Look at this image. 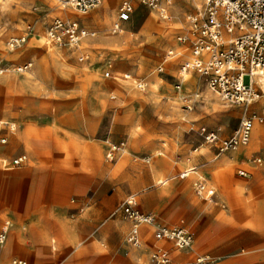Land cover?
<instances>
[{
  "label": "rangeland",
  "instance_id": "374dc122",
  "mask_svg": "<svg viewBox=\"0 0 264 264\" xmlns=\"http://www.w3.org/2000/svg\"><path fill=\"white\" fill-rule=\"evenodd\" d=\"M67 2L68 0H0V63L7 67H16L29 60L33 64L32 70L25 74L10 70L0 76V123H15L17 134L28 126L56 123V127L51 128L52 131L44 132L41 136L42 140L49 143L48 151L32 159L30 154H6L13 143L8 137L9 126L0 127V137L7 139L4 145L5 155L2 157L13 160L26 158L21 168L8 173L0 164V173L5 172L16 179L15 187L0 185V210H5L4 199L17 193V210L22 213L23 205L20 203L24 198L23 188L28 186L35 189L27 198L31 201L29 208L32 212L29 213L33 215L35 207L42 205L49 195L47 185L50 178L48 179L46 173L60 160L56 162L59 163L58 172H63L64 169L75 171V174L64 180L63 185L75 191L80 188L85 190L82 194L76 193L74 197L71 194L68 199V205L71 207L67 208V213L62 219L66 222L79 221L78 232L93 235L101 246V254L107 252L110 246L116 250L124 247L133 251L150 249L152 254L155 250L153 246L162 242L155 239V227L152 226V232L140 247L127 243L130 228L128 231L126 222L131 221L124 212L123 203L133 194H137L133 196L136 197L137 209L140 212H152L162 224L185 226L195 238L193 227L186 221L189 215L184 217L183 210L171 206L154 208L149 193L158 187L167 191L175 189L176 185L186 184L192 189V194L201 203L209 205L212 211L230 210L239 205L234 197L236 182L237 186H243L245 183L254 182V173L261 175V168L250 171L247 165L256 157L264 158V144L253 145L257 138L264 136V132L255 136V128L264 130V124L254 127L247 145L243 144L237 151L230 152V155L236 153V157L245 153L241 157L245 164L234 167H216L218 162H212L216 145L206 144L195 132L190 131L192 125L196 128L204 126L220 129L223 131L222 138L227 139L240 127L246 113L244 105L225 102L210 92L199 75L188 74L184 80L180 78V65L186 60L184 56H187L188 60L190 58L188 54H184L185 49L180 47L178 38L188 32L187 16L196 13L197 8L204 7V1L199 0L201 7H197L193 0H172V4L177 5L178 9L172 4L167 6L168 15L171 17L169 21L159 12H156L158 15L154 14V10L136 0L132 20L122 32L124 34L120 35L116 32L117 28L112 29L116 33L109 31L115 14L117 19V5L114 0L110 8H107L108 0H104L97 8L84 15L74 11ZM62 7L67 10L66 13L58 12ZM55 19L76 21L82 28L91 32L90 37L81 41L80 51L66 44L64 48H59L67 51L66 56L60 57L50 53L48 47L55 45L48 37V27ZM92 19L98 24L91 23ZM101 20L102 22H99ZM180 20L182 23H179ZM143 24L146 26L145 31L142 30ZM168 24L174 28L161 31L171 37L167 44H163L158 40L160 32H157L156 27ZM28 26L31 27V33L27 34L26 42L15 49V53L10 54L9 51L12 50L9 49L8 41L12 37L23 35ZM30 34H33L32 40L28 38ZM44 36L48 37L49 41ZM85 43H89L88 47ZM54 48L58 50V47ZM172 50L176 54L174 57L169 55ZM182 54L184 56L179 57ZM162 63L166 64L163 74L157 71V67ZM170 63H174L175 67L170 69ZM121 66L125 71L117 72L116 68ZM106 72L111 73L110 77H105ZM124 75H130L132 79H126ZM151 77L155 78L156 87L149 83ZM133 78L143 79L145 90L139 89ZM118 81L125 82L122 91L119 90ZM179 84L182 90L177 92L176 86ZM207 92L212 93L214 97L211 99L227 110L215 109L216 107L211 105V99L207 98ZM193 94H199V99L189 111L184 108L183 99ZM262 107L264 98L261 104L254 107L259 109H249L248 113L258 115L262 112ZM95 109L99 111H94ZM88 130H95V133L88 136ZM39 135L37 134L35 141H41ZM23 136L27 140L30 138L26 130ZM89 137L105 142L103 156L101 159L91 160V165L96 170L103 165L113 169L109 185L99 180L94 181L87 170H77L82 159L81 144ZM111 145L119 146L120 150L113 161H108L106 155ZM196 148L198 151L194 152ZM159 157H164L165 162L153 169ZM122 161L125 164L119 170ZM36 163H42V169L39 170L41 175L36 177L34 183L35 178H27V174L30 166ZM191 166L201 167L200 170L204 173L201 174V171L196 169L199 177L181 180L184 169ZM153 170L156 171L155 174ZM240 170L248 172L245 178L247 180L240 178ZM157 181V184L161 185L158 186ZM201 181L215 191L212 198L205 200L203 195L197 193V185ZM261 181V186L264 187V179ZM55 185H59V181ZM120 185L125 187L122 194L118 192L121 191ZM65 193L61 191L52 195L50 203L56 209L63 207ZM79 205L84 207V212L78 210ZM145 209L150 212H145ZM0 219L9 220L11 227H15L13 217L3 214ZM57 221V218H53L52 223H49V232L53 234V238L58 232ZM123 224L125 228L122 229L120 225ZM118 227L122 229L123 239L119 236L114 240L113 233ZM80 244L76 245L80 246L78 257L73 254L59 255L51 257L52 263L61 264L67 259H73L79 260L80 264H104L103 256L97 254L94 259L85 256L84 245ZM191 250H196L194 242ZM15 257L24 258L21 254H14L4 264H8ZM194 257L195 253L187 263Z\"/></svg>",
  "mask_w": 264,
  "mask_h": 264
},
{
  "label": "crops",
  "instance_id": "0c3cea01",
  "mask_svg": "<svg viewBox=\"0 0 264 264\" xmlns=\"http://www.w3.org/2000/svg\"><path fill=\"white\" fill-rule=\"evenodd\" d=\"M131 1L134 6V11L131 16V20H132V17L135 13L136 0H131ZM103 2L104 0H102V3ZM114 3H116L117 5L116 13L118 15L122 0H116V2L114 0ZM115 16L113 17L109 28V31L111 33L114 32L112 31V29L115 28V25L117 23V19L115 18ZM131 20L127 23H123V25L121 26L122 28L121 31L119 32L116 31L118 35L124 34L122 32L125 31V28H127V25L130 24ZM99 22H102V20ZM91 23L98 24V22L93 21V19ZM142 30L143 31L146 30V26L144 24L142 26ZM32 36L33 34H30L28 38L32 40L33 39L31 38ZM81 44H79L78 46H72V48L80 51ZM180 47L185 49V47L182 46L181 44ZM184 54H188L190 56V54L186 51L184 52ZM181 56L184 55L183 54L179 55V57ZM189 56L188 58H190L189 60H191V56L190 57ZM184 57H186L185 58L186 60L184 61H187L188 60L187 56ZM27 62L30 61L28 60L24 63ZM169 67L170 69H172L175 67V64L170 63ZM193 74L198 75L197 73L194 72L190 73V75ZM135 79L133 78V80ZM137 80L143 81V79H137ZM114 99H116V97H114ZM261 102L262 99L253 103L250 106V109L254 108L255 105L261 104ZM254 109H259V108H254ZM262 109L264 110V107H262ZM94 111H99V109H95ZM103 116L104 115H101V117ZM49 124L50 125H45V126L44 125L43 126L36 125L35 127L31 126V128L33 129L31 133L32 135H30L29 140H27L23 136V132L27 127H25L20 134H17L16 131L17 127L15 123L13 122L0 123V127L14 125L15 130L13 131L14 132L16 131L14 133L13 131L10 130L9 127L10 131L8 132V137L11 138L13 145L6 151V154H10V155L30 154L31 159L37 157L38 155H43L44 152L48 151L49 143L47 140L45 141L42 140L41 136L42 134H44V132L52 131L51 128L56 127L55 122L53 123L51 122ZM257 125H262V124L256 123L255 126ZM208 129H212V128H208ZM216 130L219 131V136L221 139H226V138H222L221 134L223 131H221L220 129H216ZM93 133H95V130L94 131L88 130L87 132L88 136ZM104 133L105 132L103 131V134ZM37 134H40L38 137H40L41 141H35ZM0 138H5V137H0ZM198 138L202 139L199 136ZM92 140L93 139L90 137L89 139L83 140L84 143L81 144L82 159L78 163L79 166L77 167L78 168L77 170H87L89 175L92 176V179L94 181L99 180L104 182V184L106 182V184L109 185L111 182L113 169L110 170L109 168L103 165V167L96 170L91 165V160L101 159V157L103 156L105 142L103 140L102 141H95V140L92 141ZM262 143L264 144V136L260 137L259 139L257 138L254 141L253 145L255 146ZM4 145H0V164L2 166V169L8 173V171H13L21 168L24 165V163L22 166L13 169L5 166L4 163H9L13 159H7L2 157V155H5ZM197 151L198 148L194 150V152ZM244 154H241L238 157H236V153L230 155V152L225 154H219L217 147L216 152L213 153L212 162H218L216 167H222V166L234 167L236 165L245 164L241 160V157H243ZM256 159H261V164H257L255 162ZM56 162H60V160ZM56 162L53 164L51 168L48 169L46 173L48 179L50 178L49 184L47 185V190L49 191V195H47V200L42 205L35 207L36 209L33 215L29 213L32 212L29 208L30 206L29 203L31 201L27 199L32 195L31 194L32 191H35V189H33L32 187L29 188L28 186H26L25 189L23 188L24 192L22 195L24 198L21 199L22 201L20 203V205H23L22 213H19L17 210V204L19 203V201L16 199L17 193L15 195L14 194H12L11 196L9 195L6 200L4 199L5 210L3 211L0 210V216L5 214L13 217L15 220V227H13L12 225L7 237V242L4 245H0V264H4L7 261V259L14 254H21L24 258L15 257L13 259L26 260L29 264H54V262L52 263L51 261V257H56L59 255L72 256V254L73 256L78 257L80 255L79 254L80 246L78 247L76 246L78 243H81L80 245L82 244L84 245L83 250L85 251V256L86 255L89 256V259H94L97 254L100 257L103 256L104 264H154L151 260V253L149 251L150 249L133 251L128 247H124V248H120L119 250H116L109 244L110 248L108 249V251L105 252L104 254H101L100 253L101 246H99V243L96 241V238L93 235H89V234L83 235L82 233L78 232L79 221L66 222L62 219L63 216L67 213V208L71 207V205H68V199L70 198L71 194L74 197L76 193L82 194L83 191L85 190L80 188L75 191L70 189L68 186L63 185L64 180L69 176L73 175V173L75 174V171H73L72 169H64L62 170L63 172H58L57 164L59 163ZM164 162H165V158L159 157L153 169H156V167H160L161 165L164 164ZM36 164L30 166L27 174V178L31 176L35 178L33 180L34 183L36 181V177L38 175H41L40 174L41 171L39 172V170L42 169V165H41L42 163H38L37 165ZM247 167L250 171H257L256 170L257 168H261L262 169L260 171L261 175L259 176V178H257L258 175L254 173L255 174L254 182L250 184L245 183L243 186H239V185L237 186V182H236L234 197L236 198L237 203H239V205L238 207H235L230 210L222 209V210L212 211V208L209 207V205L205 203H201L200 200L192 194V189L188 188L186 184L176 185L174 187L175 189L172 190L168 189L167 191H162L160 190L161 187H158L155 190L151 191V193L149 194L151 201L154 203V208L159 209L164 206L166 207L171 206L174 209L183 210L182 214L184 217L189 215L187 216L186 221L189 225L193 227V231L195 232L194 247L196 250H191L192 247L189 250H178L173 246V243H171L170 241H162L161 243L159 242L153 246V249L154 248L156 249V247L158 246L164 247L168 251L169 257L172 261L171 264H188L187 261L192 258L194 253H195V257L189 264H191L198 256H204V255L213 257L216 260V264H264V187L261 186L262 185L261 180L264 179V158L263 157L254 158L253 162L251 161V164H248ZM189 168H194L197 170L199 169V171H201V174L204 173L203 170H200L201 167L191 166ZM187 169H184V171ZM154 171L155 170L152 171L153 174L156 173V171L155 172ZM5 172L0 173V185L5 186L4 184H7L10 187L12 186L15 187L16 179H13V177H10ZM251 174L254 175L252 172ZM239 175L241 179L247 180L245 178L248 176V172L245 170H240ZM187 178H183L181 180H185ZM27 181L29 182V180ZM57 181H59V185H55ZM158 181L156 182V184L158 183ZM159 185H161V183H159ZM119 189L121 191L118 192L122 194L125 190V187H122L120 185ZM61 191L66 192L64 194L65 203L62 208L58 207L57 210L55 206L52 205V203H50V199L55 192L60 193ZM133 195H137V194H133ZM254 205H255V210H254ZM74 206L76 207L77 205ZM136 207H137V200H136ZM78 210L80 212H84V207L82 205H79ZM145 212H150V211L145 209ZM20 214L23 216V219H21ZM151 214L153 215L152 212ZM53 218H57L58 220L57 221L58 232H56L55 235L56 239L53 238L52 236L53 234L49 232V223H52ZM7 221L9 220L0 219V230ZM126 223H127L126 226H128V231H129V228L131 227V223L128 221ZM157 224L166 227L179 226L185 228V226L182 225L162 224L158 222V220H157ZM92 226H94L93 223ZM120 226H121L120 228L122 229L123 227L125 228V224ZM122 229H119L118 227V229L114 230L116 232L113 233L114 238L112 239L117 240L119 236H122L121 235ZM151 232H152V226L150 225L141 226L140 235L142 242L148 239V236L150 235ZM153 232L155 234L154 229ZM120 238L123 239V236ZM61 264H80V262L79 260L74 261L73 259H67L65 262Z\"/></svg>",
  "mask_w": 264,
  "mask_h": 264
},
{
  "label": "built area",
  "instance_id": "2783aa9c",
  "mask_svg": "<svg viewBox=\"0 0 264 264\" xmlns=\"http://www.w3.org/2000/svg\"><path fill=\"white\" fill-rule=\"evenodd\" d=\"M142 4L151 10L160 13L168 12L167 6L172 0H140ZM204 7L194 14L187 16L188 32L178 38V42L185 47V51L191 56V60L184 61L180 65V78L194 72L197 73L208 88L218 95L223 101L245 106V117L241 125L233 135L227 139H221L219 131L206 127H190L208 145H217L219 154L237 151L239 147L249 141L251 132L256 123L264 124V110L260 114L250 115V106L264 98V0H203ZM102 0H68L67 4L79 13L86 14L97 8ZM165 4V6H163ZM134 6L131 0H122L117 15L115 28L121 31V24L131 20ZM31 33L28 26L23 35L12 37L8 41L10 50H15L26 42L27 34ZM86 29L73 20L55 19L48 27L50 40L66 45L78 46L81 41L89 37ZM170 57L176 54L169 52ZM166 64L162 63L158 73L165 72ZM32 62L24 63L16 67H7L0 63V75L12 70L24 74L32 69ZM105 77H110L106 72ZM131 79L130 75H125ZM139 89L145 90L142 80H134ZM177 92L182 90L179 84ZM199 99V94H193L184 98V108L191 111ZM250 115V116H248ZM7 143L5 138H0V145ZM124 144L122 143L121 146ZM120 147L111 145L107 152V160L113 161ZM25 157H20L4 163L8 168H17L23 165ZM261 164V159H256ZM184 178V175H181ZM197 193L205 199L212 198L215 191L210 189L204 181L197 185ZM124 212L131 221L127 243L140 247L142 239L139 232V224H147L155 227V239L157 241H170L178 250H189L194 242L193 233L184 227H166L157 224L156 217L152 214L140 212L136 207L134 197L127 198L123 203ZM11 224L5 222L0 230V245H4ZM154 264H171L168 251L161 246L151 254ZM9 264H29L22 259H12ZM191 264H216V260L208 255L198 256Z\"/></svg>",
  "mask_w": 264,
  "mask_h": 264
},
{
  "label": "bare ground",
  "instance_id": "6f19581e",
  "mask_svg": "<svg viewBox=\"0 0 264 264\" xmlns=\"http://www.w3.org/2000/svg\"><path fill=\"white\" fill-rule=\"evenodd\" d=\"M194 1V3H195V5L197 6V7H201V5L199 4V0H193ZM178 3V2H177ZM113 4V2H112V0H108V3H107V8H110L111 7V5ZM172 4V3H171ZM172 6L175 8V9H178V7H177V5H174V4H172ZM202 8H203V6H202ZM202 8H197V9H202ZM66 9L64 10V8L62 7V8H60V10L58 9V12H60V13H66ZM156 12H158V11H154V14H156V15H158ZM160 13V12H159ZM160 15L164 18V19H167V20H171V17H169V15H168V12H166V13H160ZM179 23H182V20H180V22ZM157 28V32H160V35H159V37H158V40L161 42V43H163V44H167L169 41H170V38L171 37H169V35L166 33V32H161V31H163V30H166V29H173L174 28V26H172V25H170V24H168V26H165V25H162V27H156ZM87 32H88V34L87 35H89V37L91 36V32L90 31H88V30H86ZM46 34V33H45ZM47 36V35H46ZM46 36H44L45 37V39H47L48 40V37H46ZM49 41V40H48ZM50 41H52V40H50ZM87 41V40H86ZM85 41V42H86ZM93 41V40H92ZM54 41H52L51 43L52 44H54V45H57L56 47H58V46H60V47H58V50H57V48H54V47H51V46H49L48 48H50V53L51 54H54L55 56H60V57H64V56H66V54H67V51H64V49H59V48H61V47H63L64 48V46L65 45H62V44H58V43H56V42H54ZM89 42V41H88ZM91 44V43H90ZM88 45H89V43H85V46H87L88 47ZM16 51V50H15ZM15 51L13 50V51H9V53L10 54H13V53H15ZM172 59V58H171ZM168 61V60H167ZM116 71L117 72H123V71H125V69H123L122 68V66L121 67H118V68H116ZM123 77V76H122ZM124 77H125V75H124ZM155 78L154 77H151L150 79H149V83L151 82V85H153V86H155L156 87V82H155V80H154ZM118 86H120L119 88V90L120 91H122L123 90V88H124V81H118ZM146 85V84H145ZM107 86H109V85H107ZM210 90V89H209ZM210 92H212L211 90H210ZM210 92H207V98H209V99H211V98H213L214 96H213V94L212 93H210ZM208 99V100H209ZM211 101V105L215 108V109H219V108H221L222 109V111H225V110H227V109H225V108H223V107H221L217 102H215L214 100H210ZM242 105V104H241ZM10 127V130L11 131H13V130H15V127H14V125H10L9 126ZM26 131H27V134H29V136L30 135H32L31 133H32V131H33V129L31 128V126H28L26 129H25ZM264 132V130L262 129V128H255V136H258V135H260V134H262ZM246 145H247V143H246ZM243 146V145H242ZM123 164H125V162H123L122 161V164H121V167H119V170L123 167ZM262 170V169H261ZM193 174V175H192ZM181 175H184V178H195V177H199L200 176V174L196 171V169H193V168H188L186 171H184V173L183 174H181ZM259 176L260 175H258V178H259ZM181 177V176H180ZM183 179V178H182ZM160 182V181H159ZM122 187L124 186V185H121ZM130 197H134L135 198V196H130ZM129 198V197H128ZM142 225H147V224H144V223H142V224H139L138 225V227H139V232H140V228H141V226Z\"/></svg>",
  "mask_w": 264,
  "mask_h": 264
}]
</instances>
